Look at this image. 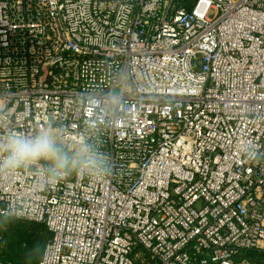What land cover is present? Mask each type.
<instances>
[{
    "label": "built area",
    "instance_id": "built-area-1",
    "mask_svg": "<svg viewBox=\"0 0 264 264\" xmlns=\"http://www.w3.org/2000/svg\"><path fill=\"white\" fill-rule=\"evenodd\" d=\"M44 128L107 170L0 173V215L51 232L39 264H249L240 252H264V0H0V138Z\"/></svg>",
    "mask_w": 264,
    "mask_h": 264
},
{
    "label": "clouds",
    "instance_id": "clouds-1",
    "mask_svg": "<svg viewBox=\"0 0 264 264\" xmlns=\"http://www.w3.org/2000/svg\"><path fill=\"white\" fill-rule=\"evenodd\" d=\"M41 162L46 166L50 184L72 173L98 177L107 170L102 154L86 139L66 150L52 128L41 129L33 136L10 134L0 138V173H12Z\"/></svg>",
    "mask_w": 264,
    "mask_h": 264
},
{
    "label": "trees",
    "instance_id": "trees-1",
    "mask_svg": "<svg viewBox=\"0 0 264 264\" xmlns=\"http://www.w3.org/2000/svg\"><path fill=\"white\" fill-rule=\"evenodd\" d=\"M51 232L43 222L0 215V259L2 264H39ZM237 262L264 264V252L248 249Z\"/></svg>",
    "mask_w": 264,
    "mask_h": 264
}]
</instances>
